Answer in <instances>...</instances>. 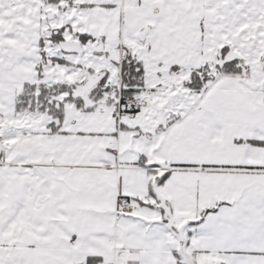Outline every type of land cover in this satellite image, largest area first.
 I'll use <instances>...</instances> for the list:
<instances>
[{"label":"snow or ice","instance_id":"snow-or-ice-1","mask_svg":"<svg viewBox=\"0 0 264 264\" xmlns=\"http://www.w3.org/2000/svg\"><path fill=\"white\" fill-rule=\"evenodd\" d=\"M0 264H264V0H0Z\"/></svg>","mask_w":264,"mask_h":264}]
</instances>
